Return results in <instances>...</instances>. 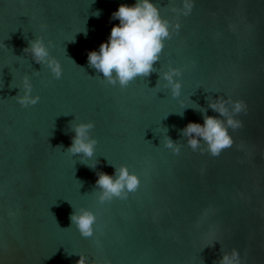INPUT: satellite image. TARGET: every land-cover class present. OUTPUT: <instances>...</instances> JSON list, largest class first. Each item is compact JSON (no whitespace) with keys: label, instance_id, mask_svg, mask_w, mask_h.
<instances>
[{"label":"water","instance_id":"obj_1","mask_svg":"<svg viewBox=\"0 0 264 264\" xmlns=\"http://www.w3.org/2000/svg\"><path fill=\"white\" fill-rule=\"evenodd\" d=\"M132 2L0 0V264H76L79 254L88 264H216L231 249L240 264H264V0H195L188 16L174 11L180 0H154L180 29L164 41L157 71L120 88L87 53L119 22L110 19L117 6ZM35 36L52 42L59 79L24 52ZM169 65L182 69L178 97L153 89ZM26 75L40 99L21 107L14 97ZM217 95L247 110L229 130L233 144L212 156L203 142L193 151L180 130L203 123L183 106L217 116L206 99ZM78 120L94 122L86 162L95 168L65 151ZM165 134L178 154L163 146ZM109 162L127 165L140 185L101 204L96 172L111 174ZM84 208L96 216L87 241L69 219Z\"/></svg>","mask_w":264,"mask_h":264},{"label":"clouds","instance_id":"obj_2","mask_svg":"<svg viewBox=\"0 0 264 264\" xmlns=\"http://www.w3.org/2000/svg\"><path fill=\"white\" fill-rule=\"evenodd\" d=\"M181 7L174 11L178 15L187 16L192 10L193 0H180ZM95 16H99L96 11ZM111 20L119 22L113 24L108 37L102 41L98 49H93L87 53V63L94 68L109 85L125 88L130 81L137 77L147 76L153 71H157L153 64L159 60L164 41L170 38L173 31L180 29L179 21L175 24L161 16L160 9L154 0H133L132 3H121L110 15ZM86 34V32H85ZM52 42L47 44L40 36L28 41L25 53L31 55L32 59L48 68L52 76L59 79L62 76L60 62L50 56L49 48ZM182 69L169 65L168 68L160 72L159 79L153 89H168L172 97H178L181 91ZM33 74H38L34 71ZM20 93L14 98L21 107L35 105L38 103L39 95L32 94V84L30 76L26 75L19 87ZM189 99V98H188ZM208 108L218 113L217 116L206 114V110L199 105L190 103L182 107H192L198 110L203 119V123L189 121L181 130V135L186 138V144L197 150L203 142L207 146L210 155L216 156L233 144V139L229 130L242 127V121L237 115L246 112V105L243 101L224 95H217L206 98ZM177 114L183 115V111ZM223 118V119H221ZM94 127L91 120H78L71 122L70 129L74 133L71 137L70 145L65 149L71 155L79 154L81 162L88 167L95 168L96 161L89 164L95 151L97 140L91 135L90 130ZM167 132V129H164ZM163 146L173 154L180 152L181 145L174 142L166 134L163 136ZM110 163V162H109ZM112 164V163H110ZM111 174L97 171L95 180L96 199L98 203H105L114 198L125 200L130 193L136 192L140 185V177L130 171L127 165L119 166L112 164ZM10 216L14 213L10 212ZM71 226H75L82 237H89L94 232L96 223L95 213L87 208L74 210L70 217ZM76 264H88L86 258L79 254ZM216 264H240V257L236 249L222 251V255Z\"/></svg>","mask_w":264,"mask_h":264},{"label":"snow or ice","instance_id":"obj_3","mask_svg":"<svg viewBox=\"0 0 264 264\" xmlns=\"http://www.w3.org/2000/svg\"><path fill=\"white\" fill-rule=\"evenodd\" d=\"M171 2H173V0H166V3H164V4H162V0H161V4H160V7L161 8H163V7H165V6H167L169 3H171ZM195 6H196V3H195V0H193V4H192V9L194 10L195 9ZM191 14V12L188 14V15H190ZM187 15V16H188ZM163 53V49H162V51H161V54ZM160 54V55H161ZM130 83H132V81H130L129 82V84ZM128 86V85H127ZM126 86V87H127ZM93 234H94V232H93ZM93 234L91 235V236H89V237H83L86 241L89 239V238H91L92 236H93Z\"/></svg>","mask_w":264,"mask_h":264}]
</instances>
